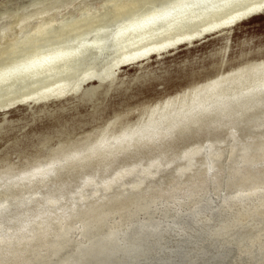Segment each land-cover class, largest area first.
I'll use <instances>...</instances> for the list:
<instances>
[{"label":"bare ground","instance_id":"bare-ground-1","mask_svg":"<svg viewBox=\"0 0 264 264\" xmlns=\"http://www.w3.org/2000/svg\"><path fill=\"white\" fill-rule=\"evenodd\" d=\"M240 3L241 8L229 13V7L216 11L214 20L205 22L204 32L264 13V0ZM52 21L38 13L15 26H30V34L36 36ZM146 48L137 55L126 51L123 59L116 56L106 65L104 61L91 73L94 76L83 73L86 77L80 76L73 91L92 78L95 84L87 92L100 88L112 67L148 55ZM37 65L20 73H36ZM12 77L4 75L0 85L11 84ZM60 82L56 87L53 82L52 91L46 84L38 91L61 96L69 85ZM24 91L19 101L29 99L26 95L31 93ZM12 99L8 101L15 104ZM201 131L206 135L187 142L190 133ZM178 139L186 143L170 145ZM44 159L18 171H0V264H264V59L238 63L190 84L144 108L131 124L116 117L94 137L64 142Z\"/></svg>","mask_w":264,"mask_h":264},{"label":"rangeland","instance_id":"rangeland-1","mask_svg":"<svg viewBox=\"0 0 264 264\" xmlns=\"http://www.w3.org/2000/svg\"><path fill=\"white\" fill-rule=\"evenodd\" d=\"M214 1L0 0V82L4 75L13 74L11 84L9 81L6 82L7 86L5 83L0 85V91L2 89L0 101L5 105L3 106L0 103V171L6 168H12L15 171L28 168L36 161H44L48 152L64 142L78 141L88 136L94 137L116 117H120L124 124H131L137 120L139 112L142 113L144 108L162 98L171 96L190 84L210 79L219 72H225L230 66L238 63L264 59V13L238 23L219 26L206 33L204 32L207 28L205 22L214 20L216 11V14L222 13L229 7L227 10L229 13L232 10L241 8L244 4L240 3V0H227L229 3L226 0H223V3L222 0H219L217 2L221 4L219 6ZM237 1L238 3H236ZM230 2L234 8L230 5ZM120 3L121 5L126 4V7L117 9L116 5ZM226 4L229 6H226ZM235 4L236 6H234ZM224 5L227 8L222 9V7H225ZM217 7L220 8L219 11ZM213 8H216V10H212ZM38 13L51 16L53 19L43 34L36 36L30 34V26L21 30L16 28L15 25L18 21L36 16ZM197 15L202 19H197L199 17ZM210 15L211 18H209ZM190 23L192 25H189ZM138 24L140 27H138ZM134 31L136 32L133 33ZM183 31L189 35L184 34ZM4 33L7 34L5 37H3ZM177 33L179 34L177 35ZM191 34L196 36L192 35L188 39ZM175 35H177L176 38ZM170 38L173 40L172 42H170ZM128 39L129 41H127ZM163 39L166 42L162 41ZM174 40H176V44L173 43ZM142 41L144 43H141ZM103 42L104 45L106 44L105 47ZM164 43L166 44L164 45ZM169 43H172V46ZM151 45L153 49L150 47ZM156 45H158V48ZM160 45L165 47L159 49ZM141 46L143 47L141 48ZM146 46L148 47L146 48ZM144 47L146 50L149 48L148 55L145 54V57L141 56V59L138 58L130 62L125 60V63L122 62V64L112 67V73L115 74L110 72L111 76L108 79L106 78L107 80L100 88L87 92V88L95 84L96 79L92 78L83 82L80 88L77 89L78 91H73V84L77 83L78 85L77 81L83 79V76L85 78V75L94 76L91 73L96 71V67L97 69L101 68L104 61V65H106L116 56L122 58L126 51L129 53L134 50V54H136L139 53L138 51L142 52V49L145 52ZM104 48H106V52ZM154 48H157V50ZM132 51L130 54H133ZM110 58L112 59L110 60ZM72 59L76 60L73 61ZM67 62L71 65H68ZM37 64H39L40 69H38V72L32 73L34 75L29 73L30 76H26L20 73L22 69ZM94 65L96 66L93 67ZM66 68L70 69L66 70ZM80 69H85V71ZM91 69L93 70L91 71ZM41 73L46 76L43 75L42 77ZM57 74L58 78L56 77ZM20 75L26 76V78H22L23 76ZM81 75L83 76L80 77ZM31 77H33L34 82ZM53 77L54 79H52ZM70 81L74 83H68ZM22 82H26L24 83L25 86ZM53 82L56 85H53ZM59 82L64 83L67 87L69 85V89L66 88L68 90L64 92L65 94L63 93L64 96L61 95L62 97L60 95L56 96V94H54V97L53 93L50 94V97L49 95L43 96L46 90L44 89L43 94L41 91L43 89L40 90L41 92L38 91L42 84H46L48 87L52 85L56 87L61 85ZM34 83H37V86ZM48 87L47 89L51 91L54 89ZM22 91L26 94L31 93L26 95L29 98L28 100L19 101L24 98L21 97ZM68 91H71L70 94L67 93ZM8 98L10 100L13 98L17 103L14 102L15 104L11 103V105ZM13 99L12 101H14ZM34 99L38 101L35 102ZM7 103L10 105H7ZM215 132L213 131L210 134ZM202 135H206V132L190 133L187 142L195 141L197 138L203 137ZM177 142L184 144L186 140L178 139L170 145H176L173 143ZM168 234L164 233L163 235L166 237ZM211 259L216 260L215 257Z\"/></svg>","mask_w":264,"mask_h":264},{"label":"water","instance_id":"water-1","mask_svg":"<svg viewBox=\"0 0 264 264\" xmlns=\"http://www.w3.org/2000/svg\"><path fill=\"white\" fill-rule=\"evenodd\" d=\"M252 15V13L250 14V15H248V16H251ZM246 18V17H245Z\"/></svg>","mask_w":264,"mask_h":264}]
</instances>
